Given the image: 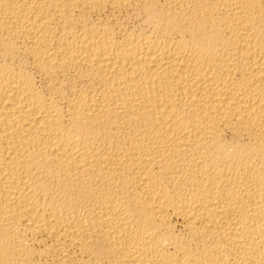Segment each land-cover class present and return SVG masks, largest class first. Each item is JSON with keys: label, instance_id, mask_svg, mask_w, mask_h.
Returning <instances> with one entry per match:
<instances>
[{"label": "bare ground", "instance_id": "obj_1", "mask_svg": "<svg viewBox=\"0 0 264 264\" xmlns=\"http://www.w3.org/2000/svg\"><path fill=\"white\" fill-rule=\"evenodd\" d=\"M0 264H264V0H0Z\"/></svg>", "mask_w": 264, "mask_h": 264}]
</instances>
